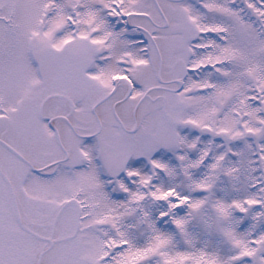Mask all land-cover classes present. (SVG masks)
Returning a JSON list of instances; mask_svg holds the SVG:
<instances>
[{"label": "snow or ice", "instance_id": "snow-or-ice-1", "mask_svg": "<svg viewBox=\"0 0 264 264\" xmlns=\"http://www.w3.org/2000/svg\"><path fill=\"white\" fill-rule=\"evenodd\" d=\"M0 264H264V0H0Z\"/></svg>", "mask_w": 264, "mask_h": 264}]
</instances>
